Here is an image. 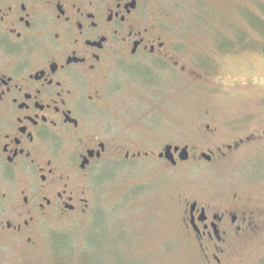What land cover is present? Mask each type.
Returning <instances> with one entry per match:
<instances>
[{
  "label": "rangeland",
  "instance_id": "1",
  "mask_svg": "<svg viewBox=\"0 0 264 264\" xmlns=\"http://www.w3.org/2000/svg\"><path fill=\"white\" fill-rule=\"evenodd\" d=\"M155 4L170 30L171 58L153 65L150 81L117 73L110 83L128 91L124 107L120 91L113 96L127 140L158 138L154 157L100 164L96 182H106L89 187L94 205L84 215L33 219L26 227L12 221L20 232L1 222L0 264H210L181 220L185 203L236 194L258 227L230 240L223 264H264V0ZM244 134L245 143L226 150ZM165 141L189 145V160L177 167L160 160ZM211 151L210 162L197 156Z\"/></svg>",
  "mask_w": 264,
  "mask_h": 264
},
{
  "label": "flooded vegetation",
  "instance_id": "2",
  "mask_svg": "<svg viewBox=\"0 0 264 264\" xmlns=\"http://www.w3.org/2000/svg\"><path fill=\"white\" fill-rule=\"evenodd\" d=\"M167 33L155 0H0L1 228L5 222L20 232L12 221L26 227L33 219L84 215L94 205L89 187L104 181L96 182L100 164L154 157L158 138L127 140L113 96L120 91L124 107L128 91L110 83L117 73L150 81L153 65L171 58ZM244 135L226 150L245 143ZM167 145L179 147L174 163L157 156L175 167L183 162L179 150L191 151L168 141L162 149ZM207 155L210 162L214 152ZM254 215L237 194L213 204L196 195L181 220L204 260L223 264L230 240L257 230Z\"/></svg>",
  "mask_w": 264,
  "mask_h": 264
},
{
  "label": "water",
  "instance_id": "3",
  "mask_svg": "<svg viewBox=\"0 0 264 264\" xmlns=\"http://www.w3.org/2000/svg\"><path fill=\"white\" fill-rule=\"evenodd\" d=\"M179 149L178 146H175V147H172L171 145H167L165 146V148L160 152L159 156L160 157H165L167 158L171 163H174V160H173V152H177V150ZM188 156H189V152H187V147H182L180 150H179V158L180 160L182 161H185L188 159ZM202 157L205 159V160H209L210 159V156L203 153L202 154Z\"/></svg>",
  "mask_w": 264,
  "mask_h": 264
},
{
  "label": "trees",
  "instance_id": "4",
  "mask_svg": "<svg viewBox=\"0 0 264 264\" xmlns=\"http://www.w3.org/2000/svg\"><path fill=\"white\" fill-rule=\"evenodd\" d=\"M262 28H264V26H263ZM262 28H261V29H262ZM240 44H241V43H240ZM231 46H232L231 43H229V44H227L226 46H220V47H224V49H226V48L229 49V47H231ZM231 50H232V49H231Z\"/></svg>",
  "mask_w": 264,
  "mask_h": 264
}]
</instances>
